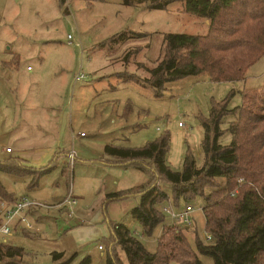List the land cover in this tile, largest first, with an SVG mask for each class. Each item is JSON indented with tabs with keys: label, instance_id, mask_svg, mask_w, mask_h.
Segmentation results:
<instances>
[{
	"label": "rangeland",
	"instance_id": "374dc122",
	"mask_svg": "<svg viewBox=\"0 0 264 264\" xmlns=\"http://www.w3.org/2000/svg\"><path fill=\"white\" fill-rule=\"evenodd\" d=\"M131 1L127 5L126 0H66V4L62 0H0V163L21 153L31 163L48 166L52 150L58 156L38 188L30 189L28 178L3 172L0 184L18 200L28 197L54 205L71 189L77 199L73 219L64 208L37 207L28 216L32 222L29 232L23 233L19 226L16 233L0 236V241L24 248L22 264H57L70 258L74 259L71 264H79L87 256L91 264H107L111 225L117 223L156 252L163 226L151 236L144 234L132 215L141 197L107 198L147 185L150 175L93 159L107 158L103 154L106 144L143 148L168 135L166 159L171 169L182 171L188 153L200 169L205 163L202 123L210 115L212 101L221 102L234 93L229 106L235 109L242 105L241 92L264 87V57L248 69L243 82L215 84L206 75L187 77L166 84L161 97L148 84L125 83L119 74L150 78L138 65L155 67L165 35L208 32L206 20L186 14L182 0L165 10L150 9L151 0ZM129 31L152 37L147 42L125 41L99 48ZM148 43V49L134 53L126 64L127 53ZM78 74L85 80L77 81ZM231 141L226 132L221 144L227 146ZM7 148L13 155L5 152ZM159 187L171 195L167 183L161 181ZM174 203L165 202L159 208H194L190 229L183 220L176 221L191 248L197 251V238L212 243L205 225V198L182 200L180 206ZM166 221H170L168 215ZM116 249L123 263L129 264L123 249ZM55 251L64 252V258L55 262ZM200 257L205 264H213L210 257Z\"/></svg>",
	"mask_w": 264,
	"mask_h": 264
},
{
	"label": "trees",
	"instance_id": "16d2710c",
	"mask_svg": "<svg viewBox=\"0 0 264 264\" xmlns=\"http://www.w3.org/2000/svg\"><path fill=\"white\" fill-rule=\"evenodd\" d=\"M151 1L154 4L150 9L165 10L176 0ZM182 1L186 14L209 22L207 34H167L155 67L138 65V69L144 68L150 74L149 79L141 80L133 74L118 77L125 83L148 84L157 97L163 95L166 84L187 77L206 75L215 84L245 81L248 69L264 57V0ZM131 3L126 0L127 5ZM62 4H66V0H62ZM151 37V34L124 32L100 44L99 48L125 41L147 42ZM149 45L127 53L126 64L134 53L148 49ZM233 95L221 102L212 101L210 115L202 123L205 163L200 169L190 153L186 155L182 171L171 169L166 159L168 135L143 148L105 146L107 163L150 175L147 185L109 194L108 200L141 197V204L134 208L132 215L141 223L144 234L151 236L159 225L163 226L157 250L150 252L124 224L111 225L107 264H124L117 246L123 249L129 264H205L200 256L210 257L213 264H264V87L241 92L242 105L230 109ZM227 122L229 127L224 130ZM226 132L231 134L232 141L224 146L221 139ZM52 164L32 168L19 158L9 157L0 163V172L28 178L29 188L35 189L44 175L51 172ZM161 181L171 186V195L159 187ZM0 198L18 200L1 184ZM195 198H205V225L213 240L205 244L197 238V251L191 248L184 228L168 223L167 215L159 208L165 202H176L180 206L182 200ZM64 209L67 213V208ZM21 228L23 233L30 231ZM17 231L18 226L14 233ZM24 253V248L0 241V264H22ZM52 256L57 262L65 253L55 251ZM73 260L57 264H71ZM91 263V256H87L79 264Z\"/></svg>",
	"mask_w": 264,
	"mask_h": 264
},
{
	"label": "built area",
	"instance_id": "2783aa9c",
	"mask_svg": "<svg viewBox=\"0 0 264 264\" xmlns=\"http://www.w3.org/2000/svg\"><path fill=\"white\" fill-rule=\"evenodd\" d=\"M69 42L73 41V37L70 35L68 37ZM77 47H81V44H77ZM85 77L83 75L78 74L76 80H84ZM11 148H7L5 150L6 153L11 154L12 153ZM75 153L72 151L70 153V157L73 158ZM76 198L73 196L72 189L69 191L66 198H64L61 202L54 204V205H48L43 204L41 202L32 200L28 197L21 198L19 200H16L14 202H8L5 200H0V236H7L12 233H14V230L18 226H23L25 228L31 229L32 228V222L29 220V212L33 208L37 207H57V208H67V216L69 219L74 218V211L72 210V206L76 204ZM163 211L165 214H167L173 223H176V221L183 220L184 223L189 225L190 227L192 225V220L190 218L191 213L194 211V208L191 205H187L185 209H182L180 211H176L174 208H172L169 205H166L163 208ZM189 229V228H188ZM211 239V237L209 236ZM103 246H100V249H102Z\"/></svg>",
	"mask_w": 264,
	"mask_h": 264
},
{
	"label": "crops",
	"instance_id": "0c3cea01",
	"mask_svg": "<svg viewBox=\"0 0 264 264\" xmlns=\"http://www.w3.org/2000/svg\"><path fill=\"white\" fill-rule=\"evenodd\" d=\"M207 25H208V21H206L205 22ZM85 80V79H84ZM107 145V144H106ZM106 145H104V146H106ZM51 154H52V161H50L49 163L51 164V163H53L55 160H56V158H58V156H56L57 154H56V152H55V150H52V152H51ZM103 154H104V152H103ZM8 155H13V154H8ZM15 155V157L16 158H19V159H21L22 161H23V164L24 165H26V166H29V167H32V168H45V167H47V165H45V163H37L36 161H33L32 163L30 162V161H28L27 159H23L22 158V154L21 153H15L14 154ZM104 156V155H103ZM95 160H97V161H100V162H102V163H107L108 162V160H107V158H105V157H100L99 159H93V161H95ZM99 163V162H98ZM50 164H48V166L50 165ZM73 191V190H72ZM9 193V192H8ZM9 194H11V193H9ZM12 195V194H11ZM73 196H74V193H73ZM75 198V197H74ZM10 201V200H9ZM164 207H165V205H164ZM163 207V208H164ZM31 212H34L32 209H31V211H30V215H31ZM168 222H170V223H173L172 222V220H171V218H170V221H168ZM177 224V223H176ZM79 228L80 227H77V228H75V229H73L72 231H75V230H79ZM187 228H189L190 229V227H187ZM103 248H105V246L103 247Z\"/></svg>",
	"mask_w": 264,
	"mask_h": 264
}]
</instances>
